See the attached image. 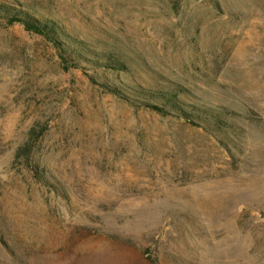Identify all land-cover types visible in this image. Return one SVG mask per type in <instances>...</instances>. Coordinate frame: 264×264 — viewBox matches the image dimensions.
<instances>
[{
    "label": "rangeland",
    "instance_id": "1",
    "mask_svg": "<svg viewBox=\"0 0 264 264\" xmlns=\"http://www.w3.org/2000/svg\"><path fill=\"white\" fill-rule=\"evenodd\" d=\"M0 4V264H264V0Z\"/></svg>",
    "mask_w": 264,
    "mask_h": 264
},
{
    "label": "trees",
    "instance_id": "2",
    "mask_svg": "<svg viewBox=\"0 0 264 264\" xmlns=\"http://www.w3.org/2000/svg\"><path fill=\"white\" fill-rule=\"evenodd\" d=\"M0 13L6 15V17H8V19L10 20V23H16V22L22 23L27 27V29L33 30L43 35L49 36L51 35V33H54L56 31L54 30L53 25H50L49 22L31 18L23 10H18L6 4H0ZM153 107L159 110L163 109L159 106H153Z\"/></svg>",
    "mask_w": 264,
    "mask_h": 264
}]
</instances>
